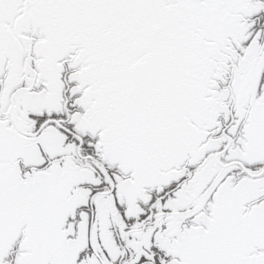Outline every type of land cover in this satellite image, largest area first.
Returning a JSON list of instances; mask_svg holds the SVG:
<instances>
[{"label": "snow or ice", "instance_id": "6c2138e0", "mask_svg": "<svg viewBox=\"0 0 264 264\" xmlns=\"http://www.w3.org/2000/svg\"><path fill=\"white\" fill-rule=\"evenodd\" d=\"M0 264H264V0H0Z\"/></svg>", "mask_w": 264, "mask_h": 264}]
</instances>
